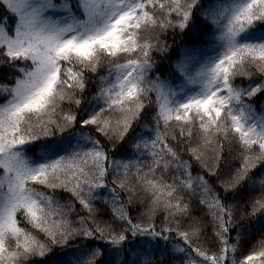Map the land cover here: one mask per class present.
Listing matches in <instances>:
<instances>
[{"label":"snow or ice","instance_id":"obj_1","mask_svg":"<svg viewBox=\"0 0 264 264\" xmlns=\"http://www.w3.org/2000/svg\"><path fill=\"white\" fill-rule=\"evenodd\" d=\"M0 264H264V0H0Z\"/></svg>","mask_w":264,"mask_h":264}]
</instances>
